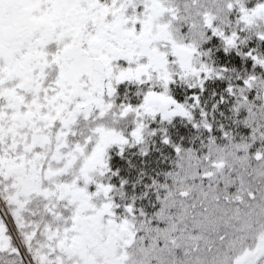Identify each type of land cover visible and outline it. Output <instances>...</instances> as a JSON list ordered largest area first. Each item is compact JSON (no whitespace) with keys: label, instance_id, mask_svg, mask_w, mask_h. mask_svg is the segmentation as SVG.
<instances>
[{"label":"snow or ice","instance_id":"1","mask_svg":"<svg viewBox=\"0 0 264 264\" xmlns=\"http://www.w3.org/2000/svg\"><path fill=\"white\" fill-rule=\"evenodd\" d=\"M0 264H264V0H0Z\"/></svg>","mask_w":264,"mask_h":264}]
</instances>
